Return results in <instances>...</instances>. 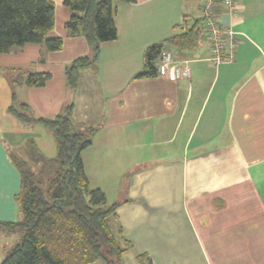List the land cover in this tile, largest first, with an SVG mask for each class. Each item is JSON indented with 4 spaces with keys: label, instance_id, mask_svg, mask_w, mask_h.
<instances>
[{
    "label": "crops",
    "instance_id": "0c3cea01",
    "mask_svg": "<svg viewBox=\"0 0 264 264\" xmlns=\"http://www.w3.org/2000/svg\"><path fill=\"white\" fill-rule=\"evenodd\" d=\"M50 1L46 38H61L62 49L27 44L0 55V224L21 219L11 156L23 155L29 139L45 157L56 153L48 130L9 109L25 104L29 117L53 119L71 105L73 128L94 129L81 152L89 187L117 203L108 224L128 245L120 264H264V0H233V15L214 3L219 24L235 33L234 51L216 65L204 35L186 51L167 47L189 62L190 79L175 82L138 78L144 53L200 19L201 0L116 2L117 39L79 71L74 91L65 67L91 51L67 35L64 0ZM18 72L50 79L27 88L14 84ZM45 138L53 155L43 153ZM20 238L0 229V264Z\"/></svg>",
    "mask_w": 264,
    "mask_h": 264
},
{
    "label": "trees",
    "instance_id": "16d2710c",
    "mask_svg": "<svg viewBox=\"0 0 264 264\" xmlns=\"http://www.w3.org/2000/svg\"><path fill=\"white\" fill-rule=\"evenodd\" d=\"M116 2L132 4L136 0H64V7L72 14L65 25L67 35L82 37L91 51L90 56L65 67L68 90L77 89L79 71L96 62L100 46L117 39ZM184 25L177 28L175 35L146 49L138 78L158 75L156 63L167 47L186 51L205 36L201 18ZM53 27L54 6L50 0H0V55L27 44L40 45L46 52L60 51L61 38H46ZM49 79L48 74L18 72L13 82L42 88ZM72 109L71 105L66 106L53 119L29 117L25 104L19 110L9 109L21 122L48 130L56 153L52 158L45 157L35 141L29 139L23 155L11 156L20 178L15 201L21 219L0 224V229L19 232L21 238L1 264H120L125 249L119 248L108 224L109 218H114L117 203L107 205L103 192L89 187L81 152L91 145L94 129L75 130Z\"/></svg>",
    "mask_w": 264,
    "mask_h": 264
},
{
    "label": "built area",
    "instance_id": "2783aa9c",
    "mask_svg": "<svg viewBox=\"0 0 264 264\" xmlns=\"http://www.w3.org/2000/svg\"><path fill=\"white\" fill-rule=\"evenodd\" d=\"M214 3L223 5L228 14H235L233 0H201V19L204 23L205 36L210 44V61L216 65L227 61L236 46L235 33L223 28L217 17L212 14L211 9ZM228 54V57L226 55ZM189 62L175 56L171 51L161 52L156 71L159 76L168 77L172 82L180 79H190Z\"/></svg>",
    "mask_w": 264,
    "mask_h": 264
},
{
    "label": "rangeland",
    "instance_id": "374dc122",
    "mask_svg": "<svg viewBox=\"0 0 264 264\" xmlns=\"http://www.w3.org/2000/svg\"><path fill=\"white\" fill-rule=\"evenodd\" d=\"M51 140V141H50ZM52 144H53V141H52V139H43V142H42V147H44V150H43V153L45 154V155H53L54 154V152H53V150H52ZM111 182V181H110ZM119 196H121V193L119 194V192H118V194H117V196L116 197H119ZM115 201V200H114ZM111 202V201H110ZM107 203V205H111V203ZM109 223H111L112 224V226H114V221H113V217H110L109 218ZM113 233V232H112ZM115 237V236H114ZM116 241H117V243H118V246H119V248L120 249H125V251L127 250L126 249V245L122 242V243H120L119 242V240H118V238H116Z\"/></svg>",
    "mask_w": 264,
    "mask_h": 264
}]
</instances>
